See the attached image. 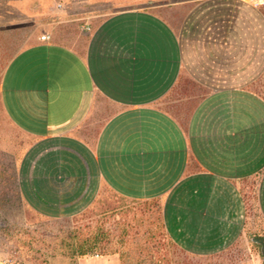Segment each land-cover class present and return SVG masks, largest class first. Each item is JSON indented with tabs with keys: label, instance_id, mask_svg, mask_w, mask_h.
Here are the masks:
<instances>
[{
	"label": "crops",
	"instance_id": "obj_1",
	"mask_svg": "<svg viewBox=\"0 0 264 264\" xmlns=\"http://www.w3.org/2000/svg\"><path fill=\"white\" fill-rule=\"evenodd\" d=\"M85 1L98 10L86 17L101 18L86 54L54 30V39L17 53L3 75L7 112L37 138L19 170L26 201L65 216L108 183L131 197L166 198L175 238L190 230L213 247L231 244L226 231L235 239L258 230L245 184L260 177L263 216V0ZM173 14L184 18L179 29ZM184 70L190 80L181 84ZM174 89L179 112L162 105ZM100 96L115 110L92 141L81 128Z\"/></svg>",
	"mask_w": 264,
	"mask_h": 264
},
{
	"label": "rangeland",
	"instance_id": "obj_2",
	"mask_svg": "<svg viewBox=\"0 0 264 264\" xmlns=\"http://www.w3.org/2000/svg\"><path fill=\"white\" fill-rule=\"evenodd\" d=\"M77 1H80L81 5ZM162 1V3L175 4L181 0ZM9 2L10 0H0V14L12 10L7 14L10 18H0V264H123V258L119 252L105 255L93 253L84 256L74 254L72 246L68 243L75 240L71 241V238H67L68 233L72 230L91 231L102 228L113 230V246L118 247L120 246L119 228L130 229L137 224L139 227L137 226L135 230H141V234L129 245V250H133V246L144 239L143 233L145 234L148 230V225L140 224L134 215L152 213L160 207L164 211L166 220L165 210L168 200L162 196L131 197L106 183L90 204L72 214L54 216L33 208L24 197L19 170L22 160L36 143L37 138L11 118L4 106L1 89L5 69L12 58L25 47L37 42L39 38L54 39V34L44 38V35H49L51 31L60 30L58 34L62 41L86 54L90 32L101 19L86 16L98 10H92L94 9L91 8L94 7L92 5L86 6L88 3H85V0H44L43 5L40 4L36 8L30 3L12 7L6 4ZM262 5L264 7V0ZM188 7L184 9L187 10ZM34 11L38 15L36 18H31ZM170 19L176 29H179L184 18H174L173 14ZM189 80L190 77L184 70L180 76L181 84ZM257 86L264 94V74ZM194 90L196 94L199 92V88ZM175 95L174 89L162 105L172 112H179L181 107L180 103L175 102ZM114 110L115 107L107 100L102 96L98 97L92 114L82 125V135L92 141H98L103 128L109 121L108 117ZM259 179L258 176L253 177L245 184L247 192L250 191L251 195L248 202L253 221L252 228H259L258 230L242 234L235 239L232 232L226 231V240L232 241L231 244L210 247L201 245V239L195 242L190 230L183 231L179 238H175L167 229L173 241L169 238L162 239L163 245L160 247V252L156 254L151 247L152 253L151 257L147 258L148 262L155 264H159L158 262L161 264H264L263 245L253 240L254 234L264 236V215H260L262 211L256 197ZM153 198L157 199L150 200ZM115 206H120L122 209L114 217L107 218L108 215L103 212ZM122 217L124 219H121ZM120 221L126 222L120 224ZM201 234L207 236V232ZM157 238L159 236H156L154 240ZM136 257L138 256L133 254V258Z\"/></svg>",
	"mask_w": 264,
	"mask_h": 264
},
{
	"label": "trees",
	"instance_id": "obj_3",
	"mask_svg": "<svg viewBox=\"0 0 264 264\" xmlns=\"http://www.w3.org/2000/svg\"><path fill=\"white\" fill-rule=\"evenodd\" d=\"M136 200L135 198H133ZM157 199L153 198L150 200ZM132 200V199H131ZM140 200V199H139ZM157 205V204H156ZM158 209L152 213H140V215H134L140 224H147L148 230L143 233V240H139L137 245L133 246V250H129V245L134 240H137V236L141 234V230H135V228L139 225H134L132 228H119V242L120 246L115 247L114 244V232L113 230L107 229H98L91 231H83V230H72L68 233L67 238H71V241L74 242L68 243V245L72 246L73 253L81 256L89 255L93 253L98 254H110L119 252L123 258V264H155L149 263L147 258L151 257L152 248L155 250V254L160 252V247L162 244V239L169 238L172 240L170 234L167 232L166 220L164 211L162 208L157 207ZM122 208L120 206H115L109 208L103 212V214H107L108 217H114L117 215L119 210ZM120 213V212H119ZM142 216V217H140ZM139 217V218H138ZM145 218V219H144ZM121 219H124L123 217ZM127 220V217H125ZM142 221V222H141ZM146 221V222H145ZM126 221H120V224L125 223ZM124 226V225H123ZM262 229V228H261ZM256 236H263L260 234H255ZM156 236H159L156 240ZM171 237V238H170ZM173 241V240H172ZM152 247V248H151ZM133 254L138 257L133 258ZM135 260V261H134ZM161 264L160 262H158Z\"/></svg>",
	"mask_w": 264,
	"mask_h": 264
},
{
	"label": "water",
	"instance_id": "obj_4",
	"mask_svg": "<svg viewBox=\"0 0 264 264\" xmlns=\"http://www.w3.org/2000/svg\"><path fill=\"white\" fill-rule=\"evenodd\" d=\"M253 240L256 241V242H259L263 245V249H264V236H253Z\"/></svg>",
	"mask_w": 264,
	"mask_h": 264
},
{
	"label": "built area",
	"instance_id": "obj_5",
	"mask_svg": "<svg viewBox=\"0 0 264 264\" xmlns=\"http://www.w3.org/2000/svg\"><path fill=\"white\" fill-rule=\"evenodd\" d=\"M50 37V35H44V38H49Z\"/></svg>",
	"mask_w": 264,
	"mask_h": 264
}]
</instances>
